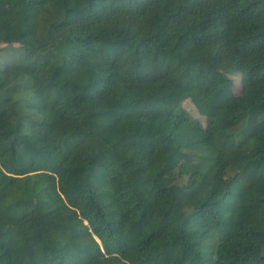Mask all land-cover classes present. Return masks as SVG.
I'll list each match as a JSON object with an SVG mask.
<instances>
[{"label":"trees","instance_id":"16d2710c","mask_svg":"<svg viewBox=\"0 0 264 264\" xmlns=\"http://www.w3.org/2000/svg\"><path fill=\"white\" fill-rule=\"evenodd\" d=\"M0 264H264V0H0Z\"/></svg>","mask_w":264,"mask_h":264},{"label":"rangeland","instance_id":"374dc122","mask_svg":"<svg viewBox=\"0 0 264 264\" xmlns=\"http://www.w3.org/2000/svg\"><path fill=\"white\" fill-rule=\"evenodd\" d=\"M13 55H19L22 53L20 48H13ZM183 107L187 112L190 111V106L187 104H183ZM179 135V134H176ZM179 141L182 144L188 143L191 139L187 136H180ZM183 158L182 152L178 150L169 149L165 146H161L154 158L153 164L151 166L152 171L157 176L160 183L170 188V190L174 193L175 200L177 204H190L194 205L197 198L206 190L207 182H202L196 186H189L186 183V178L178 179L174 182H170L168 178V166H173L177 164ZM234 158L239 163V168L242 171H246L252 167V164L247 162L245 156L240 151L234 152ZM171 211L174 219L177 216L173 211ZM215 227V225H213ZM252 253H254V249H252Z\"/></svg>","mask_w":264,"mask_h":264}]
</instances>
